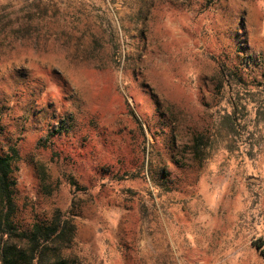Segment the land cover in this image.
I'll use <instances>...</instances> for the list:
<instances>
[{
	"label": "rangeland",
	"instance_id": "obj_1",
	"mask_svg": "<svg viewBox=\"0 0 264 264\" xmlns=\"http://www.w3.org/2000/svg\"><path fill=\"white\" fill-rule=\"evenodd\" d=\"M0 129L71 261L264 264V0H0Z\"/></svg>",
	"mask_w": 264,
	"mask_h": 264
},
{
	"label": "trees",
	"instance_id": "obj_2",
	"mask_svg": "<svg viewBox=\"0 0 264 264\" xmlns=\"http://www.w3.org/2000/svg\"><path fill=\"white\" fill-rule=\"evenodd\" d=\"M3 136L0 129V264H78L51 244L63 234L57 219L50 223H35L26 230L15 223L14 166L18 150L13 145L5 152L1 146ZM201 149L198 146V152Z\"/></svg>",
	"mask_w": 264,
	"mask_h": 264
}]
</instances>
